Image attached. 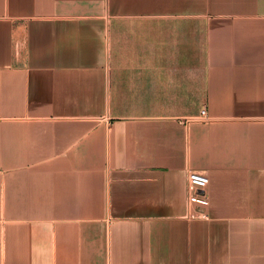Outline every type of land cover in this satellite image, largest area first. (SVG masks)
Instances as JSON below:
<instances>
[{
	"label": "crops",
	"instance_id": "obj_1",
	"mask_svg": "<svg viewBox=\"0 0 264 264\" xmlns=\"http://www.w3.org/2000/svg\"><path fill=\"white\" fill-rule=\"evenodd\" d=\"M0 264H264V0H0Z\"/></svg>",
	"mask_w": 264,
	"mask_h": 264
},
{
	"label": "built area",
	"instance_id": "obj_2",
	"mask_svg": "<svg viewBox=\"0 0 264 264\" xmlns=\"http://www.w3.org/2000/svg\"><path fill=\"white\" fill-rule=\"evenodd\" d=\"M199 121L208 120L205 112L202 111L198 117ZM208 177L202 173L188 170L186 173V213L188 220L206 219L209 206L207 188Z\"/></svg>",
	"mask_w": 264,
	"mask_h": 264
}]
</instances>
